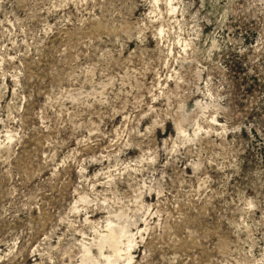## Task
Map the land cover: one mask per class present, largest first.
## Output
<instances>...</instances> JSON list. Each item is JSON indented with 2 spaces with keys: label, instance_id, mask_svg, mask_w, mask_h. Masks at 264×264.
<instances>
[{
  "label": "rangeland",
  "instance_id": "rangeland-1",
  "mask_svg": "<svg viewBox=\"0 0 264 264\" xmlns=\"http://www.w3.org/2000/svg\"><path fill=\"white\" fill-rule=\"evenodd\" d=\"M0 264H264V0H0Z\"/></svg>",
  "mask_w": 264,
  "mask_h": 264
},
{
  "label": "bare ground",
  "instance_id": "bare-ground-1",
  "mask_svg": "<svg viewBox=\"0 0 264 264\" xmlns=\"http://www.w3.org/2000/svg\"><path fill=\"white\" fill-rule=\"evenodd\" d=\"M113 228V227H112ZM118 233V232H117ZM115 234V233H114ZM115 240V239H114ZM112 242V241H111ZM118 251V250H117Z\"/></svg>",
  "mask_w": 264,
  "mask_h": 264
}]
</instances>
